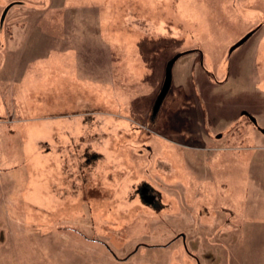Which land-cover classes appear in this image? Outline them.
Here are the masks:
<instances>
[{
  "label": "rangeland",
  "instance_id": "obj_1",
  "mask_svg": "<svg viewBox=\"0 0 264 264\" xmlns=\"http://www.w3.org/2000/svg\"><path fill=\"white\" fill-rule=\"evenodd\" d=\"M128 1L0 0V264H264V0Z\"/></svg>",
  "mask_w": 264,
  "mask_h": 264
},
{
  "label": "water",
  "instance_id": "obj_2",
  "mask_svg": "<svg viewBox=\"0 0 264 264\" xmlns=\"http://www.w3.org/2000/svg\"><path fill=\"white\" fill-rule=\"evenodd\" d=\"M246 38V37H245ZM244 38V39H245ZM243 39V40H244ZM243 40L239 41L235 46L239 45L240 43L243 42ZM180 54H177L175 56H173L167 63L165 66V71H164V80L161 86V89L155 99V102L153 104V108H152V113L155 115L156 112L158 111L169 87L171 84V75H172V66L174 64V62L176 61V59L179 57ZM264 132V131H263Z\"/></svg>",
  "mask_w": 264,
  "mask_h": 264
},
{
  "label": "crops",
  "instance_id": "obj_3",
  "mask_svg": "<svg viewBox=\"0 0 264 264\" xmlns=\"http://www.w3.org/2000/svg\"><path fill=\"white\" fill-rule=\"evenodd\" d=\"M104 1V0H103ZM155 2H157V0H155ZM104 3H102L100 6H102V7H104ZM162 6V5H161ZM154 9H155V7H153ZM141 9V8H140ZM6 19V18H5ZM100 19L98 18L97 19V21H98V26H97V28L99 29V33L98 34H101L102 33V30H103V28H104V25H103V23L102 22H100L99 21ZM97 21H95V23L97 22ZM156 21V20H155ZM144 22H147L146 20H144ZM157 22V21H156ZM161 22H163V21H161ZM9 23H12V21H10ZM93 23H94V21H93ZM125 23H127V22H125ZM148 23V22H147ZM152 24V23H151ZM103 25V26H102ZM101 30V31H100ZM167 33H169V32H167ZM91 36H93V34H91ZM101 36V35H100ZM99 38H101V37H99ZM24 39V38H23ZM22 39V40H23ZM10 40H12L13 41V34H12V39H10ZM231 120H232V118H231ZM230 119H228V122L229 121H231ZM209 134V133H208ZM220 190V189H219ZM221 191V190H220ZM221 193H222V191H221ZM232 194V193H231Z\"/></svg>",
  "mask_w": 264,
  "mask_h": 264
},
{
  "label": "trees",
  "instance_id": "obj_4",
  "mask_svg": "<svg viewBox=\"0 0 264 264\" xmlns=\"http://www.w3.org/2000/svg\"><path fill=\"white\" fill-rule=\"evenodd\" d=\"M124 1H125V0H124ZM126 1H127V2H129L128 0H126ZM3 17H6V13H5V12H4V15H3ZM47 60H48V61H47ZM49 60H50V59H48V58H47V59H45V61H44V62L48 63V62H50Z\"/></svg>",
  "mask_w": 264,
  "mask_h": 264
}]
</instances>
